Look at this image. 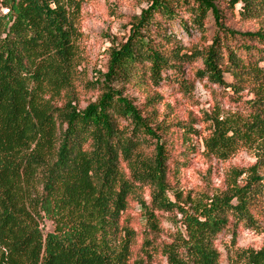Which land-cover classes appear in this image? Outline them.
Segmentation results:
<instances>
[{
    "label": "trees",
    "instance_id": "trees-1",
    "mask_svg": "<svg viewBox=\"0 0 264 264\" xmlns=\"http://www.w3.org/2000/svg\"><path fill=\"white\" fill-rule=\"evenodd\" d=\"M83 1L0 0V264H222L216 241L226 234L227 264H264V240L258 249L235 247L238 229L264 233V27L238 32L223 19L237 5L241 19L264 17V0H152L111 50L106 73L86 83L99 98L81 109L74 84ZM210 16L218 31L208 39ZM175 21L204 46L167 51ZM195 62L189 80L185 68ZM168 80L185 92L197 81L220 88L205 118L207 159L226 162L239 151L255 158L231 166L219 193L169 197L181 174L170 167L176 135L194 152L187 144L201 136L196 121H158L156 108L145 112L125 95ZM135 205L143 229L133 224ZM166 213L185 228L170 240ZM45 220L52 230H42Z\"/></svg>",
    "mask_w": 264,
    "mask_h": 264
},
{
    "label": "rangeland",
    "instance_id": "rangeland-1",
    "mask_svg": "<svg viewBox=\"0 0 264 264\" xmlns=\"http://www.w3.org/2000/svg\"><path fill=\"white\" fill-rule=\"evenodd\" d=\"M152 0H84L81 4L80 12L77 17V30L80 32L78 40L82 65L74 84V89L78 97V105L81 109L86 108L89 103L99 98L98 92H92L85 88L87 82H95L99 74L107 71L109 55L111 50L120 43L125 42L131 29V22L136 16H140L144 9H147ZM223 0H218V6H223ZM240 6L237 5L235 12L232 14L229 10L225 13L224 22L226 27L238 32L256 31L264 27V17L251 18L248 20L239 17ZM169 26V25H168ZM207 37L211 38L218 31L216 21L210 16V22L207 25ZM166 35L174 41L165 45L167 51L182 50L181 53H188L192 50L201 49L204 40L194 30L188 32L180 28L178 21H175L173 27L168 28ZM201 66V62L187 64L185 68V77L189 80L194 78V69ZM228 82L232 78L226 74ZM221 94L220 88L207 85L205 82H196L191 92H185L176 84L167 83L159 88L151 86L129 87L126 96L137 105L144 109L145 112H151L153 108L158 111V121L166 123L171 122H188L194 119L195 128L200 131L201 136H194L187 144L195 149L194 152L186 150L182 146L181 133L176 135L173 152V162L171 168L175 170L180 168L181 174L172 178V191L169 193L171 200H174L176 190L185 193L192 192L198 195L206 189L210 193H219L224 189V178L231 166H247L255 162V158L246 151L237 152L231 159L226 162L209 160L204 154L203 137L207 135L205 118L207 115H213V94L215 90ZM161 96L162 101H155L156 106L148 105V97ZM220 99V97H218ZM61 105V101L58 102ZM150 104V103H149ZM206 114V115H205ZM180 152L187 155L183 158ZM185 164V165H184ZM174 175H172L173 177ZM133 224L137 229H143L146 223V217L138 205L131 210ZM177 218V221L176 219ZM181 216L176 214H164L163 217V238L170 240V236L177 231H185L183 225L179 222ZM44 232L52 230V225L45 220L41 224ZM264 240V233L260 234L252 230L238 229L236 238V248L258 249ZM220 251L222 252V264H227V247L231 244V235L221 236L217 241ZM154 264H167L166 259L158 257Z\"/></svg>",
    "mask_w": 264,
    "mask_h": 264
}]
</instances>
